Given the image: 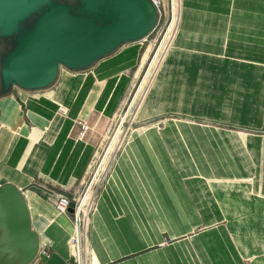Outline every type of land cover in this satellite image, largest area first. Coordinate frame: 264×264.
I'll return each mask as SVG.
<instances>
[{
    "label": "crops",
    "instance_id": "crops-1",
    "mask_svg": "<svg viewBox=\"0 0 264 264\" xmlns=\"http://www.w3.org/2000/svg\"><path fill=\"white\" fill-rule=\"evenodd\" d=\"M179 4L175 46L138 121L172 117L136 129L118 156L92 216L89 264H264V0ZM146 42L0 101V180L24 192L51 247L34 264H74L72 223L44 189L77 196L96 134L149 59ZM78 120L92 127L85 139Z\"/></svg>",
    "mask_w": 264,
    "mask_h": 264
},
{
    "label": "water",
    "instance_id": "water-1",
    "mask_svg": "<svg viewBox=\"0 0 264 264\" xmlns=\"http://www.w3.org/2000/svg\"><path fill=\"white\" fill-rule=\"evenodd\" d=\"M161 19L154 0H0V101L51 90L63 71H91L149 39ZM41 249L24 192L1 186L0 264H34Z\"/></svg>",
    "mask_w": 264,
    "mask_h": 264
},
{
    "label": "rangeland",
    "instance_id": "rangeland-1",
    "mask_svg": "<svg viewBox=\"0 0 264 264\" xmlns=\"http://www.w3.org/2000/svg\"><path fill=\"white\" fill-rule=\"evenodd\" d=\"M176 1L179 2V0H176ZM178 5H179V3H178ZM178 5H177V9H178L177 13L180 17V7ZM163 12H164V17L162 19L160 28L149 39L146 40L148 42L143 44L144 49H147L148 47H151V45H152V47H151L152 49L150 52L149 59L145 65L143 71L141 72L140 76L136 79L134 84H132V86H131L126 98L124 99L123 104L121 105L120 109L118 110V112L115 114V116L112 119H110V120H108V122H106L103 130L99 129L100 135L96 134V136H99V139H100V142L98 144V152L96 154V157L94 158V161L92 163V167L88 173V176H87L85 183L80 188L77 196L74 197V198H78V199L80 198L81 199L85 195V192H86L90 182L92 181V179L94 178L95 175L97 176L100 165H101L102 161H104V156H105L106 151L112 146L113 142L117 138L118 140L116 139V142H115L116 145L114 146V148L112 150V154H110V157L108 158V161H109L108 165L109 166L107 165L106 168L103 169L101 176L98 179V182H96L95 185L93 186L92 193L97 194L96 195L95 210L97 207L98 196H99L103 186L105 185L108 177L110 176L111 171H112V169H113V167L117 161L118 156L121 154V152L125 148V146L128 145L133 140V134L136 131V129L137 130L139 128L147 129V128H151V127L161 129L164 127V123L166 122V120L169 118L171 119V117H172V116H166V117H161L159 119H154V120H149V121H144V122L138 121V114H139L140 109L142 108V103H143L142 100L144 99V95H145L147 89L150 90L148 87H149L154 75L156 74L157 70L159 69L158 68V62L155 64V61L159 60V63H160V61L163 59V54H164L165 50L167 49L166 46L163 47V49L156 55L154 62H153V65H152L151 69L148 71V75H147L146 79L144 80L147 69L150 66L149 63L151 61L152 53H155V51L158 49L161 42H163V39L167 34V29H168L170 21H171L172 9L170 7L167 8V7L163 6ZM178 30H179V25H178ZM178 30H177V34H178ZM176 39H177V35H176L175 41H176ZM159 54H161V56H159ZM143 80L145 82L140 89V86H141ZM151 85H150V88H151ZM137 92L139 93V96H138ZM174 119H177V118L174 117ZM94 130L96 132L98 131L97 128H94ZM119 137H120V139H119ZM2 183H3L2 180H0V185H3ZM46 187H47V189H44V190L49 194L50 200L52 202H54L55 201V195L59 194L58 191H56L55 188L50 187V185H48V184H46ZM73 199H68V200H70V202L73 203ZM95 210H94V212H95ZM94 212H93V214H94ZM67 217L71 222L73 221V217L71 215H67ZM91 224H92V217H91L90 227H91ZM72 230L74 232L73 224H72ZM46 245H47L46 249L48 250V253L50 256L51 247L48 244H46ZM70 249H71V245H70ZM49 256H47V257H49ZM39 264H41V263H39ZM74 264H75V262H74Z\"/></svg>",
    "mask_w": 264,
    "mask_h": 264
},
{
    "label": "built area",
    "instance_id": "built-area-1",
    "mask_svg": "<svg viewBox=\"0 0 264 264\" xmlns=\"http://www.w3.org/2000/svg\"><path fill=\"white\" fill-rule=\"evenodd\" d=\"M154 2L157 4V6L160 8V10H161V13H162V19H163V17H164V12H163V2H162V0H154ZM178 3L179 2H177L176 0H169V6L168 7H170L171 9H172V12H171V21H170V24H169V27H170V25L173 23V22H175L176 24L178 23V18H179V15H178V13H177V11L174 13V11H173V9H174V6H176L177 7V5H178ZM177 4V5H176ZM180 5V4H179ZM178 5V6H179ZM180 7V6H179ZM178 10V9H177ZM162 19H161V22H162ZM176 20V21H175ZM161 22H160V25H161ZM160 25H159V27H158V29L160 28ZM169 27H168V29H167V33H168V30H169ZM157 29V30H158ZM156 30V31H157ZM177 30H178V25L176 26V29H175V32L177 33ZM155 31V32H156ZM167 35V34H166ZM166 37V36H165ZM165 37H164V39H165ZM164 39H163V41H164ZM162 43V42H161ZM62 112V111H61ZM64 112V111H63ZM62 112V113H63ZM64 114V113H63ZM77 126H78V128H79V137L80 138H82V139H85L86 137H87V135L89 134V133H91L92 132V127L90 126V124H89V122L87 121V120H78L77 121ZM112 144V143H111ZM113 144H114V142H113ZM112 144V145H113ZM114 147V146H113ZM112 150H113V148H112ZM112 150H111V147L106 151V153H105V156H104V161H105V159L108 157V154L110 153V154H112ZM111 151V152H110ZM109 154V155H110ZM109 158V157H108ZM104 161H102V163H104ZM102 163H101V165H102ZM101 165H100V167H101ZM109 166V165H108ZM106 168V167H105ZM100 169V168H99ZM104 169V168H103ZM103 169H101L100 171H101V173H102V171H103ZM100 171L98 170V173H97V176L95 175L94 176V178L92 179V181L90 182V184H89V186H88V188H87V190H86V192H85V195L80 199H78V198H74L73 199V202L75 203V213H76V215H75V213L72 215V214H70L69 213V207H70V201L68 200V199H66L64 196H62V195H59L58 197L57 196H55V201L53 202L54 204H55V206H56V208H57V210L59 211V212H61V213H65L66 215H71L72 217H73V223L75 222H79V217H78V215H80V213H81V210L83 209V210H86L87 211V213H86V217L83 215V219H85L86 218V225H88V232H89V228H90V220H91V217H92V215H93V212H94V210H95V205H96V195L97 194H93V193H91V196H92V202H93V204H87V205H85L84 206V202H82L83 201V199L85 198V196L90 192V190L92 189L93 190V186L95 185L94 183H96V182H98V179H99V177L101 176V173H100ZM97 179V180H96ZM96 181V182H95ZM77 212H78V215H77ZM80 223V222H79ZM82 223H84V221L82 222ZM85 225V226H86ZM85 226L83 225V227H82V229H84L85 228ZM86 239L88 240V236H86ZM76 244H77V239H76V236L75 235H73V237L71 238V240H70V245L71 246H73V247H75L76 248ZM47 248V246L45 245V244H43L42 245V249H41V252H40V255H39V259L38 260H42V258L43 257H47V256H49V253H48V250L46 249ZM75 252H76V250H75ZM75 252L73 253V250H72V256H73V258H74V262H75V264H80V262H79V259H78V256L75 254ZM86 264H89L88 263V252H87V255H86Z\"/></svg>",
    "mask_w": 264,
    "mask_h": 264
},
{
    "label": "bare ground",
    "instance_id": "bare-ground-1",
    "mask_svg": "<svg viewBox=\"0 0 264 264\" xmlns=\"http://www.w3.org/2000/svg\"><path fill=\"white\" fill-rule=\"evenodd\" d=\"M173 11H174V13L177 11V7L176 6H174V9H173ZM176 21V20H175ZM180 24V19L178 18V23L176 24L175 22H173L171 25H170V27H169V30H168V33H167V35H166V37H165V39H164V41L159 45V47H158V49L155 51V53H152V57H151V61H150V63H149V68L147 69V72H146V74H145V77H144V80L146 79V77H147V75H148V71L151 69V67H152V65H153V62H154V59H155V57H156V55L163 49V47H167V49L165 50V52H164V54H163V59L160 61V63H159V60H156L155 61V64L158 62V70H157V72H156V74L154 75V77H153V79H152V81H151V83H150V85H151V88H150V85H149V89L150 90H148L147 89V91H146V93H145V95H144V99L142 100V108H143V106H144V104L146 103V100H147V98H148V96H149V94H150V92H151V90H152V87H153V85H154V83H155V80H156V78H157V74H159L158 72H160L159 70H161V68H162V66H163V64H164V62H165V60H166V58H167V56H168V53H169V51H171L173 48H174V46H175V43H176V41H175V38H176V35H177V33L175 32V29H176V26L177 25H179ZM159 56H161V54H159ZM158 56V57H159ZM143 80V82H142V84H141V86H140V89H141V87L143 86V84H144V81ZM139 91V90H138ZM138 93V92H137ZM136 96V95H135ZM138 96H139V93H138ZM138 98V97H137ZM142 108L140 109V111L142 110ZM132 109V108H131ZM140 111H139V113H140ZM130 114V113H129ZM126 121V120H125ZM122 129V128H121ZM119 134V133H118ZM134 135V134H133ZM118 136V135H117ZM117 139V138H116ZM116 139H115V141H114V144L111 146V150H112V148H114L113 146H115L116 144H115V142H116ZM119 139H120V137H119ZM118 140V139H117ZM123 140V139H122ZM111 152V151H110ZM110 154V153H109ZM108 154V157H110V155ZM116 154V153H115ZM115 156V155H114ZM108 157L105 159V161H104V163H102V165H101V167H100V169H99V171L101 170V169H103V168H105L108 164H109V161H108ZM182 163V162H181ZM187 163H186V161H185V165H186ZM112 165V164H111ZM194 171V170H193ZM185 172V171H184ZM188 172H190L189 170H188ZM100 173H101V171H100ZM189 177V176H188ZM97 180V179H96ZM96 182V181H95ZM95 184V183H94ZM91 193H92V189L90 190V192L85 196V198L83 199V201L82 202H84V206L85 205H87V204H93V202H92V196H91ZM67 199V198H66ZM70 201V200H69ZM74 203V202H73ZM70 204H71V202H70ZM75 204V203H74ZM59 212V211H58ZM60 214H62V215H65L66 217H67V215L65 214V213H61V212H59ZM69 213L70 214H74L75 213V207H74V212L72 213V212H70V207H69ZM86 213H87V211L86 210H81V213H80V215H78V212H77V215H78V217H79V222L77 223H73V222H71L72 224H73V226H74V232H73V235H75L76 236V239H77V244H76V248L75 247H73V246H71V252H72V250H73V253L75 252V250H76V252H75V254L78 256V259H79V262H80V264H86V255H87V252H88V242H87V239H86V236H88V234H89V232H88V225H86V218L85 219H83V215L85 214L86 215ZM75 215H76V213H75ZM84 215V216H85ZM86 217V216H85ZM84 221V223H82ZM90 222H91V220H90ZM83 225L85 226V228L84 229H82V227H83ZM90 229V228H89ZM73 235H72V237H73ZM71 237V238H72ZM45 244V243H44ZM43 245V244H42ZM89 254V253H88ZM39 258V257H38Z\"/></svg>",
    "mask_w": 264,
    "mask_h": 264
}]
</instances>
